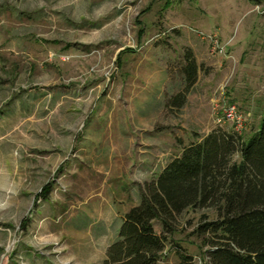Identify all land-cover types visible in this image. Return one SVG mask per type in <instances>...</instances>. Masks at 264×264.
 <instances>
[{
    "label": "rangeland",
    "instance_id": "rangeland-1",
    "mask_svg": "<svg viewBox=\"0 0 264 264\" xmlns=\"http://www.w3.org/2000/svg\"><path fill=\"white\" fill-rule=\"evenodd\" d=\"M263 118L264 0H0V264H103L183 147ZM215 219L179 215L159 264H209L197 228Z\"/></svg>",
    "mask_w": 264,
    "mask_h": 264
},
{
    "label": "trees",
    "instance_id": "trees-1",
    "mask_svg": "<svg viewBox=\"0 0 264 264\" xmlns=\"http://www.w3.org/2000/svg\"><path fill=\"white\" fill-rule=\"evenodd\" d=\"M185 59L188 90L199 64L192 49ZM177 99L181 106L185 96ZM43 190L45 196L48 187ZM204 207L217 211V219L197 228L211 247L209 264H264V118L247 140L215 128L183 147L156 179L141 186L140 202L123 216L103 264H159L177 217ZM155 221L162 232L155 230ZM179 254L182 264H192V256Z\"/></svg>",
    "mask_w": 264,
    "mask_h": 264
},
{
    "label": "built area",
    "instance_id": "built-area-1",
    "mask_svg": "<svg viewBox=\"0 0 264 264\" xmlns=\"http://www.w3.org/2000/svg\"><path fill=\"white\" fill-rule=\"evenodd\" d=\"M208 37L212 40V42H214V49H216L218 47V36L217 34H210L208 35ZM226 117L228 120H232L236 123V126L237 127H241L242 126V115H240L238 113V109H237V106L235 104L233 105H230L228 108H227V111H226Z\"/></svg>",
    "mask_w": 264,
    "mask_h": 264
},
{
    "label": "crops",
    "instance_id": "crops-1",
    "mask_svg": "<svg viewBox=\"0 0 264 264\" xmlns=\"http://www.w3.org/2000/svg\"><path fill=\"white\" fill-rule=\"evenodd\" d=\"M196 56V55H195ZM197 59V58H196ZM198 61V60H197Z\"/></svg>",
    "mask_w": 264,
    "mask_h": 264
}]
</instances>
